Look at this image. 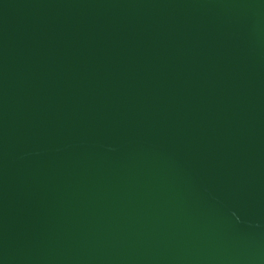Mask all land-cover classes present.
<instances>
[{"label":"water","instance_id":"obj_1","mask_svg":"<svg viewBox=\"0 0 264 264\" xmlns=\"http://www.w3.org/2000/svg\"><path fill=\"white\" fill-rule=\"evenodd\" d=\"M0 264H264V0H0Z\"/></svg>","mask_w":264,"mask_h":264}]
</instances>
